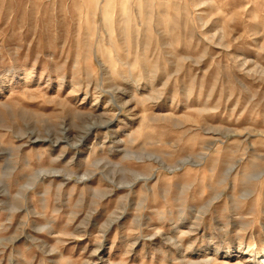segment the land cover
I'll use <instances>...</instances> for the list:
<instances>
[{
    "label": "rangeland",
    "instance_id": "1",
    "mask_svg": "<svg viewBox=\"0 0 264 264\" xmlns=\"http://www.w3.org/2000/svg\"><path fill=\"white\" fill-rule=\"evenodd\" d=\"M0 264H264V0H0Z\"/></svg>",
    "mask_w": 264,
    "mask_h": 264
}]
</instances>
